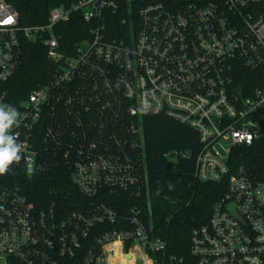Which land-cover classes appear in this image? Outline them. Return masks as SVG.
<instances>
[{
	"label": "built area",
	"instance_id": "obj_1",
	"mask_svg": "<svg viewBox=\"0 0 264 264\" xmlns=\"http://www.w3.org/2000/svg\"><path fill=\"white\" fill-rule=\"evenodd\" d=\"M121 1L78 0L23 27L0 0V82L18 71L24 40L55 66L18 109L23 158L13 167L67 170L88 202L39 211L0 176V264H182L154 231L144 118L155 116L198 134L196 181L226 184L192 232L194 264H264V172L239 163L264 138V0ZM75 15L88 37L64 48L57 29ZM241 70L259 86L243 91ZM116 196L125 212L109 205Z\"/></svg>",
	"mask_w": 264,
	"mask_h": 264
},
{
	"label": "trees",
	"instance_id": "obj_2",
	"mask_svg": "<svg viewBox=\"0 0 264 264\" xmlns=\"http://www.w3.org/2000/svg\"><path fill=\"white\" fill-rule=\"evenodd\" d=\"M78 0H10L23 27H37L48 22L50 11L55 7L76 3ZM124 3V0L121 1ZM118 26V18H113ZM62 47L74 45L88 37V28L80 16L75 15L68 25L57 29ZM22 61L16 74L7 82H0V102L20 108L30 94L47 84L55 66L48 60L41 43L24 40ZM239 84L259 86L256 73L241 70ZM146 162L149 171L150 199L153 210L154 231L167 242V258L182 259V264H194L190 256L191 235L194 229L208 224L214 205L226 194V184L201 183L194 179L195 159L199 147L198 134L167 117L144 118ZM184 152L188 159L171 163L164 157L169 152ZM240 164L250 171L264 172V138L252 147L241 150ZM9 184L18 183L24 195L37 210L52 206L69 213L84 210L88 202L75 186L72 175L64 169L28 174L23 169H12L2 176ZM116 196L109 205L118 212L126 206ZM130 202L127 207L132 205ZM65 216V215H60ZM12 264H20L13 262Z\"/></svg>",
	"mask_w": 264,
	"mask_h": 264
},
{
	"label": "clouds",
	"instance_id": "obj_3",
	"mask_svg": "<svg viewBox=\"0 0 264 264\" xmlns=\"http://www.w3.org/2000/svg\"><path fill=\"white\" fill-rule=\"evenodd\" d=\"M20 119L15 106L0 102V176L7 174L23 158L19 135L13 131L19 127Z\"/></svg>",
	"mask_w": 264,
	"mask_h": 264
},
{
	"label": "water",
	"instance_id": "obj_4",
	"mask_svg": "<svg viewBox=\"0 0 264 264\" xmlns=\"http://www.w3.org/2000/svg\"><path fill=\"white\" fill-rule=\"evenodd\" d=\"M254 131H257V129H256V128H254ZM233 214H234V215H236L234 212H233ZM173 263L175 264V261H173Z\"/></svg>",
	"mask_w": 264,
	"mask_h": 264
}]
</instances>
